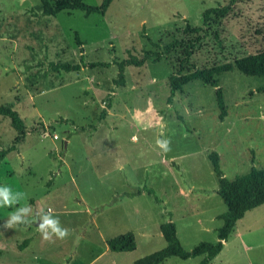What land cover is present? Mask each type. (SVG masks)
I'll use <instances>...</instances> for the list:
<instances>
[{"label":"rangeland","instance_id":"374dc122","mask_svg":"<svg viewBox=\"0 0 264 264\" xmlns=\"http://www.w3.org/2000/svg\"><path fill=\"white\" fill-rule=\"evenodd\" d=\"M228 2L113 0L105 14L77 9L53 16L44 14L41 0H0V104H11L27 125L25 140L0 163V185L25 193L19 204L0 207V264H134L166 245L160 224L169 220L188 250L218 240V216L227 205L209 155L219 153L229 179L264 168V76L237 68L218 76L228 107L221 120L216 87L201 80L169 101L182 48L128 65L124 86L114 83L117 64L65 71L52 62L166 52L172 40L197 36L184 31L187 23L202 26L207 8ZM261 50L264 0H238L207 29L192 61L207 67ZM17 133L0 114V149ZM158 139H168L170 151ZM140 187L153 188L160 201L147 192L125 196ZM24 205L51 211L69 236L44 241L35 223L3 227ZM128 231L137 248L110 250L107 240ZM203 257L172 256L160 264H200ZM210 264H264V204L246 212Z\"/></svg>","mask_w":264,"mask_h":264},{"label":"trees","instance_id":"16d2710c","mask_svg":"<svg viewBox=\"0 0 264 264\" xmlns=\"http://www.w3.org/2000/svg\"><path fill=\"white\" fill-rule=\"evenodd\" d=\"M43 12L46 15H57L61 11L83 10L87 15L91 13L105 14L113 0H102L100 4H89L85 0H41ZM238 0H229L226 5L209 7L203 13V25L193 26L187 23L184 31L195 33L194 39L184 41L174 39L166 45V52L148 49L140 57L137 54L129 53V56L121 61L100 62L84 61L83 55L80 62H52L54 70L63 69L65 71H79L83 67H96L99 65L110 67L113 63L119 67L117 78L114 79L116 85H125V69L128 65L142 66L148 60L153 58L155 61L161 60L166 53H171L177 48L183 49V57L180 59L178 70L169 78L170 96H173L182 90L185 85L194 80H201L205 84L216 87V99L220 108L219 118L224 120L228 114V107L225 102L223 88L220 86L219 75L222 72L237 68L242 73L251 76H264V50L256 53H250L238 58L233 62H226L207 67H199L192 61L195 49L201 43L207 29L216 19L227 17L233 10ZM215 37L220 39L219 31H215ZM76 40L81 45L82 40L76 33ZM261 90V88H259ZM0 114L10 117L12 126L17 130L13 144L8 148L0 149V163L10 151L17 150L18 144L25 140L27 135V125L20 112L11 104H0ZM182 119V118H181ZM214 172L219 179L217 193L222 197L227 205V210L218 217L223 220V224L217 229L218 240L216 242L201 241L192 249H186L178 235L177 225L173 220L162 222L160 224L161 233L166 240V245L146 256L135 260L134 264H160L167 258L177 256L182 259H188L203 255L200 264H210L211 261L222 251L225 241L228 240L237 222L243 218L247 211L252 210L264 204V168L252 167V169L243 175H238L229 179L220 164V155L217 151L209 155ZM147 192L154 195L157 201L160 198L156 195L153 188H138L136 191L126 193L128 197H134ZM28 239L25 240V243ZM107 244L112 251L126 252L137 248L136 235L133 231H128L111 237Z\"/></svg>","mask_w":264,"mask_h":264},{"label":"clouds","instance_id":"9594fccd","mask_svg":"<svg viewBox=\"0 0 264 264\" xmlns=\"http://www.w3.org/2000/svg\"><path fill=\"white\" fill-rule=\"evenodd\" d=\"M157 146L163 151H170V141L168 139H158ZM25 198L23 192H13L8 185H0V207H13ZM32 219H29V217ZM35 223L37 230L44 241H54V239L64 240L69 236V230L61 225L58 216L51 211L45 212L43 207H33L24 205L15 208L10 213L3 227L14 228L16 225H31Z\"/></svg>","mask_w":264,"mask_h":264},{"label":"crops","instance_id":"0c3cea01","mask_svg":"<svg viewBox=\"0 0 264 264\" xmlns=\"http://www.w3.org/2000/svg\"><path fill=\"white\" fill-rule=\"evenodd\" d=\"M126 196V195H125ZM128 197V196H127ZM220 215V214H219ZM219 218V217H218ZM242 219V218H241ZM225 243H227V241H225ZM225 243H224V246H225ZM108 245V244H107ZM46 248V244H45V242L43 241L42 242V248ZM109 247V246H108ZM224 248V247H223ZM110 249V248H109ZM223 250V249H222ZM39 253H40V251H39ZM38 252L36 253L38 256L40 255ZM40 257V256H39ZM212 262V261H211Z\"/></svg>","mask_w":264,"mask_h":264},{"label":"built area","instance_id":"2783aa9c","mask_svg":"<svg viewBox=\"0 0 264 264\" xmlns=\"http://www.w3.org/2000/svg\"><path fill=\"white\" fill-rule=\"evenodd\" d=\"M54 138H55V139H58V138H59V135L54 134Z\"/></svg>","mask_w":264,"mask_h":264},{"label":"water","instance_id":"95a60500","mask_svg":"<svg viewBox=\"0 0 264 264\" xmlns=\"http://www.w3.org/2000/svg\"><path fill=\"white\" fill-rule=\"evenodd\" d=\"M68 146V140H65V147Z\"/></svg>","mask_w":264,"mask_h":264}]
</instances>
